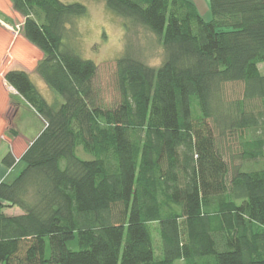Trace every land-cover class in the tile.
Wrapping results in <instances>:
<instances>
[{"label":"trees","instance_id":"1","mask_svg":"<svg viewBox=\"0 0 264 264\" xmlns=\"http://www.w3.org/2000/svg\"><path fill=\"white\" fill-rule=\"evenodd\" d=\"M8 1L61 101L24 70L4 73L44 129L0 182V264H264V0H208V18L189 0H103L164 52L158 67L116 60L111 106L95 63L63 43L86 7Z\"/></svg>","mask_w":264,"mask_h":264},{"label":"rangeland","instance_id":"2","mask_svg":"<svg viewBox=\"0 0 264 264\" xmlns=\"http://www.w3.org/2000/svg\"><path fill=\"white\" fill-rule=\"evenodd\" d=\"M60 1L63 3H80L87 9L85 17L74 19L70 24H67L63 43L82 59L92 60L95 63L97 68L94 85L100 93L102 103L106 106H111L118 101L117 90L115 88V62L118 58L128 53L149 67H158L163 61L164 52L157 37L141 25L125 21L108 12L103 0ZM189 1L195 6L197 12L202 17H209L208 0ZM21 20L19 17L13 18V20L3 17L0 19V28L8 32L12 31L14 34H21ZM35 49L37 48L35 47ZM26 53H24L27 56L26 63L28 64V61L35 63V57L33 55L29 57ZM39 53L42 55L40 51ZM258 69L264 75V62L258 64ZM29 72H33V69ZM4 73L0 77L4 78ZM32 77V80L35 82L34 85L48 103H53L56 100L61 101L60 96L50 91L36 74L32 75ZM240 97V88L237 85L226 86V99L236 100ZM30 134H35V131H32ZM230 150L232 153H235L237 150L235 141L231 143ZM12 212L15 213V211ZM152 243L154 256L161 258V242L154 226L152 228ZM174 264H184V261L176 260Z\"/></svg>","mask_w":264,"mask_h":264},{"label":"crops","instance_id":"3","mask_svg":"<svg viewBox=\"0 0 264 264\" xmlns=\"http://www.w3.org/2000/svg\"><path fill=\"white\" fill-rule=\"evenodd\" d=\"M3 17L11 20L19 17L13 11L8 0H0V19ZM24 53L29 55V57L33 55L35 57V63L28 61L27 64V56H25ZM41 57L42 55H40L38 49H35V47L32 46L22 34H14L12 31L8 32L7 30L0 28V75H3L4 72L10 70H24L29 74L32 80V75L35 74V67ZM32 69L33 72H29ZM32 82L35 83L33 80ZM43 129L44 121L42 118L14 91L10 85L7 84L1 76L0 182H11L22 170L24 165L22 162L18 161L19 158ZM32 131H35V134H30ZM7 153H12L17 161V164L12 169H7L1 164L2 158Z\"/></svg>","mask_w":264,"mask_h":264}]
</instances>
